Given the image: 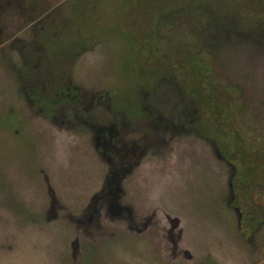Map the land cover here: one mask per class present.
<instances>
[{
  "label": "flooded vegetation",
  "instance_id": "obj_1",
  "mask_svg": "<svg viewBox=\"0 0 264 264\" xmlns=\"http://www.w3.org/2000/svg\"><path fill=\"white\" fill-rule=\"evenodd\" d=\"M24 8L29 11L24 29L9 37L0 30V67L15 77L21 100L55 134L56 153L63 158L83 146L101 176L77 210L49 187L57 200L46 215L53 220L66 212L72 221V263L79 264L87 250L93 258L100 254L96 250L139 242L151 251L150 264H219V256L206 251L201 232L207 216H220L223 209L235 227L244 223L248 234L235 235L238 245H247L238 258L264 263V163L254 158L255 146L238 129L244 109L253 117L245 97L224 104L222 66L211 48L216 44L181 50L204 62L211 57L212 64L201 68L216 79L199 83L193 68L173 64V49L146 50L142 61L132 50L130 61L137 62L130 69L111 42L122 41L123 33L104 36L97 34L100 27L93 33L91 24L80 33L82 18L74 7L70 17L60 16L58 7L37 15H30V5ZM103 44L109 48L98 60L108 64L102 78L89 77L90 60ZM225 84L238 93L236 83ZM199 162L215 166L219 185L200 194L203 206L188 199L192 212H175L159 190L187 182L188 170ZM260 189L261 204L255 201Z\"/></svg>",
  "mask_w": 264,
  "mask_h": 264
},
{
  "label": "rangeland",
  "instance_id": "obj_2",
  "mask_svg": "<svg viewBox=\"0 0 264 264\" xmlns=\"http://www.w3.org/2000/svg\"><path fill=\"white\" fill-rule=\"evenodd\" d=\"M78 1L0 0V30L4 29L3 36L9 37L24 29L26 18H29L26 17L28 10L24 6L30 5V15L58 7L61 9L60 16L70 17V8L76 6ZM98 1H100L97 2L98 5L90 3L89 9L92 13L93 8L97 11L102 8L101 18L97 14L78 16L82 18L83 26L80 25V33L90 24L92 32L95 33L94 21L108 27L97 34L103 33L104 36H108L110 33L124 32L123 42L111 41L112 47L117 55L123 54L125 64L135 70L137 61L135 58L130 61V52L136 50L139 60L142 61L146 55L145 38L148 32H145V27H142L141 32L134 28L133 34L129 32L126 34L123 29L127 25L128 16L133 13L141 17V24L148 26L150 19L148 20L149 16L145 15V7L148 5H145L144 0L141 3L136 0ZM232 2L238 9L247 6V2L242 0ZM153 4L160 6L162 3L154 0ZM202 6H206L204 10H210L216 15L218 10L216 4ZM136 10L142 12L138 13ZM169 19L164 20L165 23L159 31L160 40L152 43L151 49L164 51L193 47L201 49L200 39H206L209 35L201 32L200 37L199 33V35L194 33L197 35L194 37L195 35L191 33L195 32V26H192L193 23L187 18L183 20L182 27L176 24L179 21L176 18ZM218 20L220 24L223 22L222 19ZM233 22L230 21V25ZM229 30L231 35L238 37L231 27ZM23 35L29 37L28 31ZM222 37L226 40L222 38V43L211 46L219 54L221 74L224 80L239 86L240 94L245 97L253 116L246 115L247 110L244 109L238 129L255 146L254 158L257 157L264 163V151L256 150L264 149V50H256L251 39H241L239 45L236 37L232 38L227 34ZM208 40L207 38L206 41ZM211 44L212 42H207V45ZM108 48L109 45L103 44L96 50V52L100 50L97 52L98 56L90 60V70L86 72L89 77L102 78L100 73L104 72L108 62L104 63L98 60V57L99 54H103L102 49ZM174 59L173 64L176 65L178 58L174 56ZM13 81L15 77L7 76L0 67V264H73L70 245L74 228L70 216L66 212H60L61 215L57 219L51 220L46 211L52 206L53 200H57L56 196L64 205L69 206L68 208L79 209L83 201L98 188L100 172L87 157L83 146L72 147L63 158L56 153L55 134L27 108L25 102L21 100L22 95L14 89L16 83ZM227 89L224 88L221 93L224 104L233 102L236 96L232 90ZM247 117L252 118V121ZM245 152L246 150L244 155ZM209 167L203 162L193 164L186 174L187 182L180 186L177 184L168 186L165 190L160 189L159 191L166 196L165 204L180 213L192 212L191 204L193 206L194 202L190 204L188 199L199 202L197 206H203L198 198L200 194L213 193L219 185L215 166L210 163ZM257 172L258 175H262L263 170ZM46 178L50 182L49 185ZM49 187L55 192V197H52ZM255 201L261 204V189L256 191ZM231 217L228 209H223L220 216L208 215L209 224L205 223L206 228L201 232L204 234L201 238L204 241L203 245L207 252H211L212 257L219 256V264H250L247 260L243 261L245 258H240L241 260L238 258L241 256L240 250L247 246L242 242L238 245L235 237L248 236L244 223L239 221L238 227H235V223H231ZM191 240L195 241L193 237ZM96 251L100 254L92 258L87 254L89 253L87 250L79 264H150L152 256L148 247L139 242L127 244L124 249L110 246ZM200 253L202 255V249Z\"/></svg>",
  "mask_w": 264,
  "mask_h": 264
},
{
  "label": "trees",
  "instance_id": "obj_3",
  "mask_svg": "<svg viewBox=\"0 0 264 264\" xmlns=\"http://www.w3.org/2000/svg\"><path fill=\"white\" fill-rule=\"evenodd\" d=\"M136 1L141 3V1L143 0ZM153 1L154 0H144L145 5H148L145 7V15L149 16L148 20L150 19L148 26L141 24V17L138 14L136 15V13H133L128 16V20L126 21L127 25L123 29L124 31H126V34H128L127 32L132 33L134 28H137L141 32V29H143L142 27H145V32H148V35L145 38V50L151 49V44H154L156 42V36L159 34L162 25L165 23L164 20H167V18L171 19L173 17L176 18V20H179L176 23L179 27H182L184 25L183 20L185 18H187L190 23H193L192 26H195V32L191 34L199 33L200 35H198L200 37L201 32H205L207 35H209L207 37L209 39L208 41H206L207 38L200 39L201 43L206 42V45L201 44L200 50L210 48L211 45H207V42H213L216 44V46L219 45V43H222L223 39L226 40L222 37V35L227 34L232 38L236 37L230 34V27L232 28L233 33L238 36L235 38L238 44L239 42H242L241 39H251L254 43V46H256V50H264V0H242L247 2V6H242L240 7V9L236 8V5L232 2V0H159L162 3L160 4V6H153ZM92 2L93 4L98 5L97 2L100 1L79 0L77 5H74L73 8L74 11H76L75 16L83 17L97 14L101 18L102 8H100L98 11L96 8H93L92 13L90 12L89 8L91 7L90 3ZM150 3L152 5H149ZM204 4H216L218 8V10L216 11L217 16L210 10H204L203 8L206 7L202 6ZM136 11H138V13L142 12L140 10ZM235 12L236 16H234ZM218 19H222L223 24H220ZM230 21L233 22V25H230ZM94 22L96 25V32L99 29L97 27H100V29H105V25L103 23L100 24L97 21L96 24V21ZM197 26H199V28H197ZM112 31L113 30H110V32ZM119 33L125 34L124 32ZM196 36L197 35H195L194 37ZM175 52L176 53L174 54V56L178 58L177 64L193 68L194 72H192V76L193 79L197 82H208L214 81L216 79L213 77V74L209 69L204 70L203 68H201V66L203 65L208 66L212 64V61H210L211 57L209 55H207V61L204 62L200 60L198 56L182 53L181 49H175ZM220 80L223 81L222 90L224 88H228L230 90L233 89L236 96L238 95L239 97H242L240 91L237 90L238 93H236L235 88L226 87V79L224 80V78H222ZM208 89L210 88H206V91H208ZM234 91L232 92L234 93Z\"/></svg>",
  "mask_w": 264,
  "mask_h": 264
},
{
  "label": "crops",
  "instance_id": "obj_4",
  "mask_svg": "<svg viewBox=\"0 0 264 264\" xmlns=\"http://www.w3.org/2000/svg\"><path fill=\"white\" fill-rule=\"evenodd\" d=\"M261 264H264V263H261Z\"/></svg>",
  "mask_w": 264,
  "mask_h": 264
}]
</instances>
